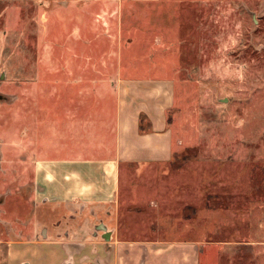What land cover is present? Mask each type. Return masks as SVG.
I'll list each match as a JSON object with an SVG mask.
<instances>
[{
    "label": "rangeland",
    "instance_id": "374dc122",
    "mask_svg": "<svg viewBox=\"0 0 264 264\" xmlns=\"http://www.w3.org/2000/svg\"><path fill=\"white\" fill-rule=\"evenodd\" d=\"M43 8L0 0V264L36 210L50 212L35 200V166L60 142L41 114L55 92L41 86L46 45L58 57L41 41ZM126 24L125 58L143 65L128 73L177 84L176 146L169 161L121 167L119 237L190 241L198 264H264V0H160L129 6Z\"/></svg>",
    "mask_w": 264,
    "mask_h": 264
},
{
    "label": "crops",
    "instance_id": "0c3cea01",
    "mask_svg": "<svg viewBox=\"0 0 264 264\" xmlns=\"http://www.w3.org/2000/svg\"><path fill=\"white\" fill-rule=\"evenodd\" d=\"M34 1L48 8L41 10V41L54 43L58 56L51 62L46 45L41 86L55 92L40 101L48 134L60 142L52 146L56 157L35 166L37 207L50 212L37 209L29 235L9 242L7 264H198L190 241L137 242L118 234L121 167L169 161L176 146L168 119L176 82L131 75L143 65L125 58L128 7L154 8L160 0Z\"/></svg>",
    "mask_w": 264,
    "mask_h": 264
},
{
    "label": "trees",
    "instance_id": "16d2710c",
    "mask_svg": "<svg viewBox=\"0 0 264 264\" xmlns=\"http://www.w3.org/2000/svg\"><path fill=\"white\" fill-rule=\"evenodd\" d=\"M141 130H142V127H141Z\"/></svg>",
    "mask_w": 264,
    "mask_h": 264
}]
</instances>
